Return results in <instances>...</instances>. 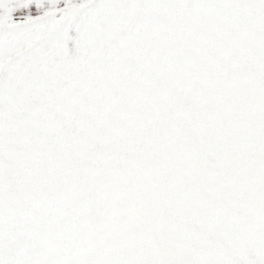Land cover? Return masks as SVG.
Listing matches in <instances>:
<instances>
[{
	"label": "crops",
	"instance_id": "crops-1",
	"mask_svg": "<svg viewBox=\"0 0 264 264\" xmlns=\"http://www.w3.org/2000/svg\"><path fill=\"white\" fill-rule=\"evenodd\" d=\"M183 2L0 0V264H264V191L240 195L237 208L183 210L177 196L172 207L158 148L135 127L133 106L159 101L120 91L136 74L164 80L181 49L169 46L182 35ZM190 9L191 39L205 25L210 41L220 24L224 57L231 39L234 55L251 45L257 77L227 108L259 138L264 0H190ZM254 175L242 171L240 183Z\"/></svg>",
	"mask_w": 264,
	"mask_h": 264
},
{
	"label": "rangeland",
	"instance_id": "rangeland-1",
	"mask_svg": "<svg viewBox=\"0 0 264 264\" xmlns=\"http://www.w3.org/2000/svg\"><path fill=\"white\" fill-rule=\"evenodd\" d=\"M182 1L183 19L178 26L180 28L178 31L182 35L180 40L173 41L169 46L181 49L179 56L172 57V63L169 61L166 65L164 80L161 78L162 74L160 80L158 77L137 78L139 74H136L134 81L125 80L122 85L124 90L120 91L126 96L144 97L145 100L150 97L152 102L163 100L161 104L159 102L144 106L136 104L133 107L140 114L137 115L139 120L135 127L143 126L146 144L151 147L150 149L156 146L158 148L156 152L160 159L159 169L162 177H166V183L161 184V187L172 193L170 195L173 199L172 207L174 197L177 196L176 205L183 210L196 207L237 208L240 195L248 196L249 193L253 198L256 196L257 188L260 192L264 191V134L254 138L249 136L248 130V133L245 129L239 130V125L243 122L239 119L238 110H235V115L229 119L231 114L229 115L227 101L230 97L233 98L232 91L238 92L240 87L245 88L248 85L247 82H253L259 67L251 56L252 49L247 50L251 45L247 40H243L242 31H239V38L243 40L240 46L245 51L231 54L239 53L230 45L231 39L226 42L230 52H226L225 57L219 41L215 40L217 37L223 39L221 36L223 30H219L222 25L214 24L210 27L214 29L210 32V41L207 40L205 25L197 26L198 33L191 39V30L195 28L190 24V0ZM217 15L218 10H215L213 16ZM201 16L205 18L206 14L200 13V20ZM1 31L4 29H0ZM217 31L221 35H218ZM18 32L12 34L14 39ZM260 37L256 35L255 43L261 48L264 47V43ZM253 38L254 36L252 40ZM233 41L238 42V39ZM253 41L251 43L254 45ZM207 51L210 56L215 54V57H207ZM176 60L177 62H173ZM132 77L134 78L135 74H132ZM232 78L233 88L230 86ZM235 87L238 89H234ZM239 133H246L247 136L240 137ZM13 139H6L7 146L14 143ZM253 140L257 149L249 154L245 149L246 146L253 144L251 143ZM18 141L22 143L20 138H17ZM137 141L136 139L135 144ZM245 158L252 165L249 168L242 165L243 169H240ZM242 171L247 173V177L253 176L254 172L257 173V177L254 175L258 179L257 183L255 180H246V183H242L241 180L240 183ZM258 196H262L261 193ZM169 202L168 196V207Z\"/></svg>",
	"mask_w": 264,
	"mask_h": 264
}]
</instances>
